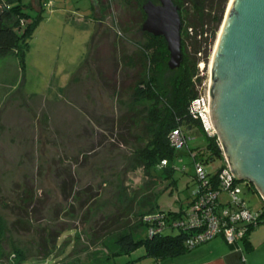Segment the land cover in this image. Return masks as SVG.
<instances>
[{"label": "rangeland", "instance_id": "1", "mask_svg": "<svg viewBox=\"0 0 264 264\" xmlns=\"http://www.w3.org/2000/svg\"><path fill=\"white\" fill-rule=\"evenodd\" d=\"M20 1L38 22L23 66L14 54L0 57V220L8 227L4 249L9 255L0 264H13L12 243L28 248L23 264H153L151 258L138 259L143 247L101 263L97 259L106 248L114 249V235L104 236L116 227L113 221L133 222L141 211L150 179L138 165L146 144L138 138L142 129L134 124L137 114L128 111L129 85L139 67L125 61L136 57L147 38L137 1L99 0V7L90 0H38L39 7ZM210 62L211 55L198 64L202 92L208 89ZM206 127L212 134L209 121ZM190 133L192 140L170 161L178 185L154 177L159 208L176 209L198 188L190 177L189 152L206 142L197 129ZM239 187L246 205L260 210L259 194L246 183ZM130 208L133 216L126 213ZM62 228L57 251L41 258L36 251L41 234ZM146 233L143 228L136 235ZM89 238L103 244L86 251Z\"/></svg>", "mask_w": 264, "mask_h": 264}, {"label": "trees", "instance_id": "2", "mask_svg": "<svg viewBox=\"0 0 264 264\" xmlns=\"http://www.w3.org/2000/svg\"><path fill=\"white\" fill-rule=\"evenodd\" d=\"M135 1L140 7L144 20L141 0ZM173 1L180 7L182 21L183 60L181 65L178 68L170 69L167 65L169 51L165 39L162 36H153L146 32H144L147 37L146 41L138 46L136 57L130 55L125 61L126 66L138 65L139 67L135 82L129 85L131 100L128 103V111L131 115L137 114L134 124L141 126L142 129L138 138H141L146 144L140 147L138 165L143 168L146 176L150 179L145 186L148 190L140 197L141 211L134 214V221L121 222V218H116L113 221L117 224L116 227L104 234V236L114 235V249L106 248L108 252L103 259L97 257V259L100 258L98 259L101 260L100 263L104 259L109 260L111 257L130 254L141 247L145 249V253L138 259L141 257L151 258L154 262L173 258L189 250L185 240L193 229L174 228L168 223L162 232L153 236H149L147 233L146 236H137L136 232L143 228L147 232L149 223L143 220V216L146 214L165 212L167 219L182 216L183 209L190 205L200 190L195 178L193 162H200L213 180L217 170L225 165L217 136L209 133L204 122L191 112V102L198 97L199 86L203 82L198 64L206 62L208 56L212 55L229 0ZM37 22L38 17L30 16L26 5L20 0H0V57L14 54L19 59L20 65L23 66L29 51V41ZM188 39H193L190 45L187 42ZM73 81H77V76ZM174 128H180L188 136L192 135L190 131L195 128L204 137L206 144L204 147L192 148L189 152L193 165L192 177L198 187L196 194L191 198L188 197L187 201L180 203L176 209L170 207L162 209L155 204L157 195L152 189L157 185L154 177L170 180L172 186L178 185V181L173 178L175 168L170 165V161L174 159L177 152L169 140V134ZM190 140H192L191 136L187 144ZM163 159L167 160V164L160 166ZM215 161H220V165L214 170L208 171L206 165ZM159 169L163 170L160 175L152 172ZM249 187L255 190L251 184ZM133 198L135 197L132 196L130 200ZM222 199L220 198V200ZM143 208L148 209L143 211ZM261 209H264V205ZM126 213L128 215L132 213L133 216V209H127ZM19 222H21V226H25L23 219H19ZM65 231V228L58 231L50 229L41 234V240L36 244V251L43 253L41 258L46 259L57 251L58 240ZM6 232H8V227L0 220L1 262L6 256H9L4 249ZM249 232L243 239H247ZM101 244H103V239L89 238L85 245L86 251ZM11 246L14 255L13 264L25 263L29 258L28 248L15 246L13 243ZM135 261L129 260L124 264Z\"/></svg>", "mask_w": 264, "mask_h": 264}, {"label": "water", "instance_id": "3", "mask_svg": "<svg viewBox=\"0 0 264 264\" xmlns=\"http://www.w3.org/2000/svg\"><path fill=\"white\" fill-rule=\"evenodd\" d=\"M158 2L142 4L141 29L165 39L167 65L175 69L183 60L180 7ZM208 94L209 122L225 161L264 205V0H229L211 55Z\"/></svg>", "mask_w": 264, "mask_h": 264}, {"label": "built area", "instance_id": "4", "mask_svg": "<svg viewBox=\"0 0 264 264\" xmlns=\"http://www.w3.org/2000/svg\"><path fill=\"white\" fill-rule=\"evenodd\" d=\"M200 86L198 97L191 102V112L199 117L206 127V122L209 121V94L208 89L202 92ZM189 139L190 136L180 128L172 129L169 134L170 143L176 151L183 149ZM166 164L167 160L163 159L159 165ZM193 165L200 188L197 197L183 209L179 218L167 219L165 212L144 215L143 220L149 223V236L162 232L170 223L174 228L193 229L185 240L190 249L217 236H221L228 244H236L250 229L264 222V209L252 210L239 197L241 182L231 172L226 161L225 165L217 170L214 180L208 176L200 162H193ZM243 183L250 185L248 182ZM223 193L227 195L226 199L220 197Z\"/></svg>", "mask_w": 264, "mask_h": 264}, {"label": "crops", "instance_id": "5", "mask_svg": "<svg viewBox=\"0 0 264 264\" xmlns=\"http://www.w3.org/2000/svg\"><path fill=\"white\" fill-rule=\"evenodd\" d=\"M190 177L194 181L192 174ZM196 191L188 197H193ZM153 264H264V222L252 228L247 239L239 240L234 246L217 236L173 258L153 261Z\"/></svg>", "mask_w": 264, "mask_h": 264}, {"label": "flooded vegetation", "instance_id": "6", "mask_svg": "<svg viewBox=\"0 0 264 264\" xmlns=\"http://www.w3.org/2000/svg\"><path fill=\"white\" fill-rule=\"evenodd\" d=\"M90 1H91V4H92V5H96L97 2H98V0H90ZM145 1H147V0H145ZM145 1H144V2H145ZM151 1H152V0H151ZM144 2H143V3H144ZM153 2H154V1H153ZM143 3H142V4H143ZM154 3L158 4L159 2H158V0H156V2H154ZM142 4H141V8H142ZM144 15H145V14H144ZM144 19H145V16H144ZM143 21H144V20H143Z\"/></svg>", "mask_w": 264, "mask_h": 264}]
</instances>
